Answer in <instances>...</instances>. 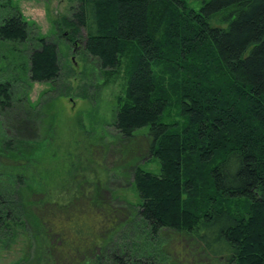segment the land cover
Returning a JSON list of instances; mask_svg holds the SVG:
<instances>
[{"label":"trees","instance_id":"obj_1","mask_svg":"<svg viewBox=\"0 0 264 264\" xmlns=\"http://www.w3.org/2000/svg\"><path fill=\"white\" fill-rule=\"evenodd\" d=\"M201 1L80 0L62 19L106 79L122 75L113 127L145 137L160 166H134L125 212L88 175L41 184L31 170L51 125L15 78L0 81V244L26 240L14 264H264V0ZM2 8L0 40L30 43L23 79L55 81L56 44L32 47L31 26Z\"/></svg>","mask_w":264,"mask_h":264},{"label":"rangeland","instance_id":"obj_2","mask_svg":"<svg viewBox=\"0 0 264 264\" xmlns=\"http://www.w3.org/2000/svg\"><path fill=\"white\" fill-rule=\"evenodd\" d=\"M201 2L187 0L195 9L201 7ZM79 3L80 0H0V20L5 13L2 7L9 11L12 5L31 26L32 47L35 35L47 38L56 44L60 63L55 81L29 83L20 74L19 65L26 60L30 43L0 40V81L15 78L16 92L33 108L42 103L51 125L47 140L35 155L40 162L31 170L39 175L36 178L41 184L46 188L63 187L73 182L72 176L85 174L89 176L87 180L102 184L98 196L108 200L111 208L125 212V203L138 201L131 185L134 166L154 174L160 166L148 157L149 141L145 137H135L129 143L121 140L113 127L116 97L123 89L122 75L106 79L97 60L83 49L85 31L81 30L79 37L72 40L63 29L62 19L70 18ZM0 133L4 134L1 129ZM3 245L0 244V264H14L22 255L26 240L18 236L9 242V248Z\"/></svg>","mask_w":264,"mask_h":264}]
</instances>
